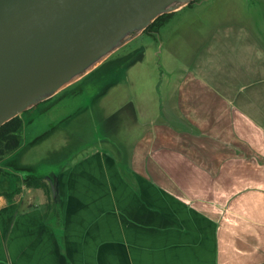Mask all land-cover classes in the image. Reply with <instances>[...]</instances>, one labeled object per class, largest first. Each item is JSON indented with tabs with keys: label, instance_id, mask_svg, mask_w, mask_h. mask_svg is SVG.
I'll return each mask as SVG.
<instances>
[{
	"label": "crops",
	"instance_id": "obj_1",
	"mask_svg": "<svg viewBox=\"0 0 264 264\" xmlns=\"http://www.w3.org/2000/svg\"><path fill=\"white\" fill-rule=\"evenodd\" d=\"M87 88L55 122L83 149L48 164L54 208L21 178L0 195V264H264V0L173 11L25 110V139L38 113Z\"/></svg>",
	"mask_w": 264,
	"mask_h": 264
},
{
	"label": "water",
	"instance_id": "obj_2",
	"mask_svg": "<svg viewBox=\"0 0 264 264\" xmlns=\"http://www.w3.org/2000/svg\"><path fill=\"white\" fill-rule=\"evenodd\" d=\"M193 0H0V127Z\"/></svg>",
	"mask_w": 264,
	"mask_h": 264
},
{
	"label": "rangeland",
	"instance_id": "obj_3",
	"mask_svg": "<svg viewBox=\"0 0 264 264\" xmlns=\"http://www.w3.org/2000/svg\"><path fill=\"white\" fill-rule=\"evenodd\" d=\"M196 1H203V0H196ZM210 4L211 3H207L205 5H210ZM147 37H148L147 33L143 34V36L139 37V39L138 38L135 39L134 42L131 43V45L132 46L140 45L144 40L148 39ZM160 43H161V39L158 38L156 43L157 47L152 51L155 50L157 52L162 51V46L160 45ZM140 59L142 58L136 59L133 62L134 63L143 62L144 64L145 62H147L150 65L151 57L145 58L143 60ZM87 92L88 93L80 94L78 96H73V97L69 95L64 99H61L62 101L61 100L58 101V105H56L57 106L56 109L54 108L51 109L50 107L49 109H45L40 113H38L39 114L38 121L36 122L33 121L31 127L29 128L30 130L29 138H33L34 136L37 137L43 133H45V135L51 133L52 136L51 135L50 136L52 137V139L47 140L45 144H39V146H37L38 142L36 145L30 147L23 146L20 149V154L18 156V163H20L21 165L22 163L23 164L31 163L37 165L38 163H40L38 166L41 167V171L46 172L47 168L49 167L48 164L50 165L52 164L51 166L54 168L56 167L60 168L62 166H65L67 162H70L77 157V155H74L73 157L72 152H75L76 154L77 152L80 151V148L82 147H79V145L75 143V140L71 141L72 137L73 139L79 137L78 135L74 134L77 133L76 129H74L73 127L58 128V125L61 121H67L66 119L68 118V116L78 111L79 110L78 108L84 106L89 102V100H91L95 91L94 89H88ZM55 122H59V123L56 124ZM54 123L55 126H53ZM55 127H57V129H55ZM47 137L49 136H46L45 138ZM56 150L58 151V154H54ZM18 185H20V183L17 177L14 176H11L10 178H8V176L0 177V193L6 190L12 192L18 187Z\"/></svg>",
	"mask_w": 264,
	"mask_h": 264
},
{
	"label": "trees",
	"instance_id": "obj_4",
	"mask_svg": "<svg viewBox=\"0 0 264 264\" xmlns=\"http://www.w3.org/2000/svg\"><path fill=\"white\" fill-rule=\"evenodd\" d=\"M171 15L172 12L164 13L158 16L144 31L159 29L169 20ZM25 125L26 123L24 122L22 113L7 121L0 127V177L8 176V178H10L11 176H14L21 178L25 186L28 188L42 189L48 198V208H54L55 201L53 198H59L60 194L48 183L46 179L47 172H42L41 167L39 166H21L18 163L20 149L23 146L34 144L45 134L43 133L33 139H29V134L27 133V137L25 139L23 135V130L26 127ZM53 126H55V124ZM54 191L56 192L54 193ZM20 192L21 187H17L12 192H4L0 193V195L5 194L8 198H12ZM54 212L53 218L56 219V221H60L59 212ZM46 218L48 217L46 216Z\"/></svg>",
	"mask_w": 264,
	"mask_h": 264
}]
</instances>
